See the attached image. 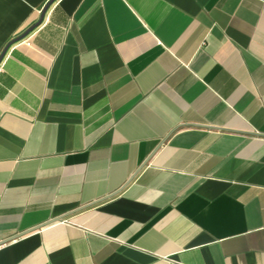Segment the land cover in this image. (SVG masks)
Here are the masks:
<instances>
[{
  "label": "crops",
  "instance_id": "obj_1",
  "mask_svg": "<svg viewBox=\"0 0 264 264\" xmlns=\"http://www.w3.org/2000/svg\"><path fill=\"white\" fill-rule=\"evenodd\" d=\"M0 264H264V0H55L0 62Z\"/></svg>",
  "mask_w": 264,
  "mask_h": 264
},
{
  "label": "water",
  "instance_id": "obj_2",
  "mask_svg": "<svg viewBox=\"0 0 264 264\" xmlns=\"http://www.w3.org/2000/svg\"><path fill=\"white\" fill-rule=\"evenodd\" d=\"M55 0H51L49 1V3L46 5V7L43 9V13H42V18L40 19V21H38V23H36V25L32 26L30 29H28L24 34H22L21 36L17 37L16 39H14L13 41H11L3 50L1 56H0V62L3 59V57L5 56L7 50L9 49V47L14 44L15 42L21 40L22 38H24L27 34H29L37 25H39L44 17L45 12L47 11L48 7L54 2Z\"/></svg>",
  "mask_w": 264,
  "mask_h": 264
}]
</instances>
